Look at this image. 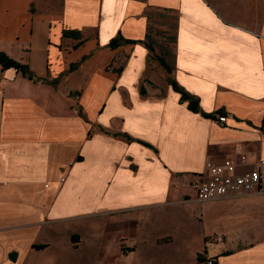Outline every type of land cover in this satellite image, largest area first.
<instances>
[{"label": "crops", "instance_id": "1", "mask_svg": "<svg viewBox=\"0 0 264 264\" xmlns=\"http://www.w3.org/2000/svg\"><path fill=\"white\" fill-rule=\"evenodd\" d=\"M0 52V264H264V176L192 187L264 158V0H0Z\"/></svg>", "mask_w": 264, "mask_h": 264}, {"label": "built area", "instance_id": "2", "mask_svg": "<svg viewBox=\"0 0 264 264\" xmlns=\"http://www.w3.org/2000/svg\"><path fill=\"white\" fill-rule=\"evenodd\" d=\"M78 100L79 95H75ZM220 123L227 121V115L224 113L216 114ZM244 159L246 156H242ZM236 162L227 161L225 163L215 164L212 161L207 162L209 175L206 179L196 180L192 183L195 189L196 198L199 201L214 200L231 192L237 191H255L261 189L263 181L264 158H261L256 167L246 173L236 174ZM207 264H216V259L208 258Z\"/></svg>", "mask_w": 264, "mask_h": 264}, {"label": "trees", "instance_id": "3", "mask_svg": "<svg viewBox=\"0 0 264 264\" xmlns=\"http://www.w3.org/2000/svg\"><path fill=\"white\" fill-rule=\"evenodd\" d=\"M71 34L73 32H70ZM66 34H69L66 32ZM118 38L114 39L112 42V45L117 44ZM0 64H2L3 68H11L14 67L18 70H21L25 75L30 76L33 78V74L31 73L29 67L25 64H22L18 60H15L14 58L10 57L7 55L5 52H0ZM168 70L170 71L169 67L167 66ZM172 85L175 88V90L180 91L182 93V99L187 100L189 102V107L190 109L194 111L201 112L199 101L196 97L188 93L187 91L184 90L183 87L179 86L176 81L172 80ZM217 113H223V110H219L216 113H208V112H203L202 114L205 117H214Z\"/></svg>", "mask_w": 264, "mask_h": 264}, {"label": "rangeland", "instance_id": "4", "mask_svg": "<svg viewBox=\"0 0 264 264\" xmlns=\"http://www.w3.org/2000/svg\"><path fill=\"white\" fill-rule=\"evenodd\" d=\"M67 32H68V31H67ZM68 33H69V32H68ZM73 33H74V32H73ZM65 34H66V33H65ZM167 39H168V40H167L168 42H171V45H169V47H173V45H174V41H171V40H172V37H171V36H168ZM126 41H127V40H126ZM119 42H120V41H119ZM162 42H163V41H162ZM149 47H150V46H149ZM164 47H166V45H165ZM193 189H194V188H193ZM194 190H195V189H194ZM194 190H193V191H194ZM87 246H88V243H86L84 247L87 248ZM93 255H94V254L89 255V256H88V259H91L90 257L93 256ZM79 262H80V260H79ZM87 264H96V260H95V259L89 260V261L87 262Z\"/></svg>", "mask_w": 264, "mask_h": 264}]
</instances>
